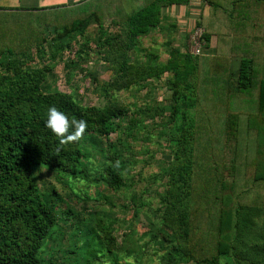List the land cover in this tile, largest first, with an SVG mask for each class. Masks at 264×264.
Segmentation results:
<instances>
[{"label":"trees","instance_id":"trees-1","mask_svg":"<svg viewBox=\"0 0 264 264\" xmlns=\"http://www.w3.org/2000/svg\"><path fill=\"white\" fill-rule=\"evenodd\" d=\"M204 1L208 33L204 30L201 38L203 49L212 48L206 62H198L201 52L191 56L175 48L163 64L127 61L137 39L158 27L162 9L185 6L188 0L144 1L133 13L115 18L113 26L121 34L104 55L112 73L121 75L123 87L169 76L172 126L158 210L163 239H170L174 252L194 264H218L221 225L227 217L229 231L235 233L227 240L226 253L236 260L246 257L248 264H264V217L261 231L249 219L253 210L264 214V0ZM65 18L0 10V55L10 59L4 65L9 72H0V264H40L37 253L55 224V205L50 195L37 192L31 173L39 166L64 171L80 157L78 142L61 146L46 127L48 108L55 105L69 120L87 121L83 136L94 132L101 138L116 129L123 113L121 108L81 107L66 93L44 92L41 70H20L12 60L39 50V24L50 25L53 19L52 25L60 28ZM70 33L59 38L69 40ZM232 58L238 60L233 89ZM112 160L114 166L103 175L107 187L118 190L123 162L117 163L115 156ZM247 225L251 228L245 235H238ZM247 243L252 258L244 251Z\"/></svg>","mask_w":264,"mask_h":264},{"label":"rangeland","instance_id":"rangeland-1","mask_svg":"<svg viewBox=\"0 0 264 264\" xmlns=\"http://www.w3.org/2000/svg\"><path fill=\"white\" fill-rule=\"evenodd\" d=\"M165 21L137 39L127 54L128 63L163 64L169 49L186 52L189 28ZM193 21L203 28L204 18ZM50 27L39 24V50L13 58L14 63L20 70H41L44 92L66 93L81 107L121 108L123 113L107 138L94 132L83 136L78 142L80 157L72 168L55 171L39 166L31 173L37 192L50 195L55 205V224L37 253L40 264H194L174 252L170 239H163L166 233L158 212L165 189L163 171L169 161L167 134L172 126L168 74L123 87L121 75L112 73L104 55L108 44L119 39L117 29L109 24L101 28L92 22L79 24L67 29L71 32L68 40L59 38L67 30ZM211 49L202 46L198 62H206ZM9 60L0 55V72H9L4 66ZM237 66L238 60L232 58L231 89ZM113 156L116 162H123L118 190L109 189L103 175L105 168L114 166ZM263 217V210H253L249 217L258 231L263 229ZM242 227L243 231L237 230L240 236L250 225ZM229 228L226 217L221 225L218 264H248L246 257L236 260L226 253L227 240L235 233ZM248 248L247 243L244 251L252 258ZM235 250L241 251L240 247Z\"/></svg>","mask_w":264,"mask_h":264},{"label":"crops","instance_id":"crops-1","mask_svg":"<svg viewBox=\"0 0 264 264\" xmlns=\"http://www.w3.org/2000/svg\"><path fill=\"white\" fill-rule=\"evenodd\" d=\"M144 1L150 0H0V10L5 12H44L49 13L51 17L61 15L66 17L64 22H60V28L63 29L79 24L85 26L89 22L95 23L98 28L99 22L101 27L109 24L117 29L113 26V23L116 22L115 18L133 13ZM220 1L224 2V0ZM161 17L158 27L166 22L165 20H171L180 26L185 25L190 28L193 20L199 17L204 18L202 29L203 32L206 30L208 33V2L204 0H188V4L185 6L165 7L161 11ZM51 22L50 25L45 26L59 28L53 26Z\"/></svg>","mask_w":264,"mask_h":264},{"label":"clouds","instance_id":"clouds-1","mask_svg":"<svg viewBox=\"0 0 264 264\" xmlns=\"http://www.w3.org/2000/svg\"><path fill=\"white\" fill-rule=\"evenodd\" d=\"M46 127L49 128L53 135H55L61 146L72 143H77L82 140L85 131L87 130V121L83 119H71L68 116L59 111L58 108L53 105L48 108ZM70 128H74V131L69 132ZM60 149L58 148L57 151ZM119 163V162H117Z\"/></svg>","mask_w":264,"mask_h":264},{"label":"built area","instance_id":"built-area-1","mask_svg":"<svg viewBox=\"0 0 264 264\" xmlns=\"http://www.w3.org/2000/svg\"><path fill=\"white\" fill-rule=\"evenodd\" d=\"M203 33V29L199 26H196L194 21L191 22V26L187 32L186 39V53L191 56H197L201 52V48L203 46V41L201 35Z\"/></svg>","mask_w":264,"mask_h":264}]
</instances>
